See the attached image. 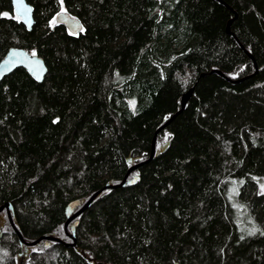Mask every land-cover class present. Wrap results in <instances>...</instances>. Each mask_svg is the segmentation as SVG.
<instances>
[{
	"label": "trees",
	"instance_id": "obj_1",
	"mask_svg": "<svg viewBox=\"0 0 264 264\" xmlns=\"http://www.w3.org/2000/svg\"><path fill=\"white\" fill-rule=\"evenodd\" d=\"M25 1L30 31L0 0V60L23 48L47 72L0 82V206L26 242L71 243L67 204L147 160L194 89L134 184L75 219L74 246L24 250L2 211L0 264H264V0ZM59 5L80 33L53 23Z\"/></svg>",
	"mask_w": 264,
	"mask_h": 264
},
{
	"label": "water",
	"instance_id": "obj_2",
	"mask_svg": "<svg viewBox=\"0 0 264 264\" xmlns=\"http://www.w3.org/2000/svg\"><path fill=\"white\" fill-rule=\"evenodd\" d=\"M9 1L12 5L14 15L17 18H19L20 21L22 22V24L25 26V28L28 31H30L32 28V25H33V10L31 8V6L29 4H27V2L25 0H9ZM235 17H236V15H234V17L231 20H229V22L227 24V28H226L227 33H230L229 32V25L235 19ZM54 21L56 24L62 25L68 31L69 34L77 35L78 33L81 32V29H82L81 22L77 18L71 17L68 13H66L64 11H61L58 14H56ZM17 69L25 70L26 73L37 83H41L43 81V79L46 75V72H47V67H46L45 62L42 58L38 57L37 55L33 56L32 52H29L23 48L11 47L6 51L5 55L0 60V82L5 77L10 75L12 72H14ZM211 72L216 73V74L224 77V75L219 71L212 70ZM256 72H257V68L255 67L254 74ZM203 76H204V74L200 75V77H203ZM229 81L232 83H238L241 80H235V81L229 80ZM193 89H194V87L192 86L191 88H189L188 91H186L181 96L179 110L175 114H173L170 118H168V120H166L161 126H159L155 130L154 136H153V139L151 142L150 156L147 160L133 164L132 166H130L119 184H117V185L106 184L101 189H99L98 191L93 193L85 202L74 200V201H71L70 203L67 204V206L65 207L66 220L64 222L63 227H64V232H65L66 236L71 240V243L66 244L57 238L48 237V236L39 237L38 239H36L32 242H26L23 239L22 235L19 233V231L15 228V226L13 224V221H12L13 207L8 202L2 204L0 206V213L2 211H5L6 218L8 219V221H9V223L13 229V232L17 236L19 245L23 246L24 250H26L28 247L35 246L40 241L57 242V243H61V244L65 245L66 247L74 246V244H75L74 226L77 225V221L75 219L81 213H83L85 210H87L91 206L95 197L97 195H99L102 191L108 190V189L121 188L124 186L125 183L130 184V185L134 184L136 177L134 176L130 180H127V177L130 175V173H132L133 171H135L136 169H138L139 167H141L142 165H144L145 163L149 162L152 159V157L155 154L154 142H155L156 135L160 131H162L167 125H169V123L171 121H173L174 118L184 110V107H185L187 101L189 100V98L193 92ZM70 223H72V224L70 225ZM69 225H70V231L68 232L67 227Z\"/></svg>",
	"mask_w": 264,
	"mask_h": 264
},
{
	"label": "rangeland",
	"instance_id": "obj_3",
	"mask_svg": "<svg viewBox=\"0 0 264 264\" xmlns=\"http://www.w3.org/2000/svg\"><path fill=\"white\" fill-rule=\"evenodd\" d=\"M65 11L62 5H59L58 12ZM262 183V182H261Z\"/></svg>",
	"mask_w": 264,
	"mask_h": 264
},
{
	"label": "snow or ice",
	"instance_id": "obj_4",
	"mask_svg": "<svg viewBox=\"0 0 264 264\" xmlns=\"http://www.w3.org/2000/svg\"><path fill=\"white\" fill-rule=\"evenodd\" d=\"M63 2V0H61V3ZM4 16H8V13H3ZM53 23H55V21H53ZM32 55L34 56L35 53H32Z\"/></svg>",
	"mask_w": 264,
	"mask_h": 264
}]
</instances>
